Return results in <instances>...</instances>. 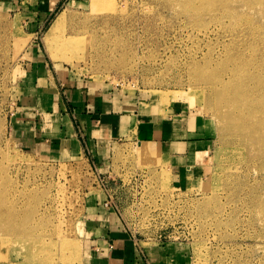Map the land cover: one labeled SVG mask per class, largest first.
I'll use <instances>...</instances> for the list:
<instances>
[{"label": "rangeland", "instance_id": "374dc122", "mask_svg": "<svg viewBox=\"0 0 264 264\" xmlns=\"http://www.w3.org/2000/svg\"><path fill=\"white\" fill-rule=\"evenodd\" d=\"M32 1L0 0V185L32 218H43L32 223L39 226L32 235L41 233L48 241L60 232L47 248L52 264H92L100 246L94 241L101 244V238L111 251V240L90 238L102 214L116 219L145 264H168L150 262L154 249L179 251L183 259L169 264H264V168H257L259 158L249 142L239 143L249 130L237 121L232 122L235 131L222 130L229 106L190 76L193 67L217 75L229 54L253 63L257 34L242 28L262 24L260 7L236 3L241 15L232 20L227 10L217 14L199 6L188 13L181 0H60L43 22L34 14L40 5ZM62 11L97 31L84 63L53 55L50 28ZM89 88L142 107L185 106L210 134L204 173L187 187L175 186L159 156L154 151L147 156L142 150L148 146L133 136L102 140L100 154L93 157L79 125L84 150L59 148L64 132L59 94ZM22 125L47 143V152L16 143L14 130ZM54 198L64 206L61 215L50 206ZM13 250L0 252V264H25L22 258L16 261Z\"/></svg>", "mask_w": 264, "mask_h": 264}, {"label": "crops", "instance_id": "0c3cea01", "mask_svg": "<svg viewBox=\"0 0 264 264\" xmlns=\"http://www.w3.org/2000/svg\"><path fill=\"white\" fill-rule=\"evenodd\" d=\"M32 2L40 5V13L34 14L43 22L61 4L60 0ZM29 20L34 21V18L29 17ZM64 95L63 97L59 94L58 104V111L61 108L63 114L60 122L64 126V132L62 134L60 132L62 137L58 140L59 148L73 145L84 150L78 138L79 125L88 135V145L93 157L101 152L102 140L121 138L129 140L128 138L133 136L137 143L146 144L159 156V161L168 168L175 186L187 187L190 180L204 173L207 154L211 147L210 134L207 133L204 121L188 112L182 104L173 103L162 109L148 108L146 105L142 107L140 106L142 103L137 106V102L122 98L119 94L108 93L106 90L94 92L90 88L66 90ZM14 134L16 143L22 144L28 151L47 152V143L38 142L27 126H16ZM98 220L102 223L99 224ZM94 224L98 227L92 231L90 238L102 235L112 241L114 248L108 251L104 247L106 240L101 238V244L95 240L94 245L100 246L96 250L98 254L92 259V264H145L125 233L117 227L114 217L102 214L96 217ZM177 249L174 246V250ZM149 255L151 263L169 264L172 260L183 259L179 251L170 254L164 250L154 249Z\"/></svg>", "mask_w": 264, "mask_h": 264}, {"label": "bare ground", "instance_id": "6f19581e", "mask_svg": "<svg viewBox=\"0 0 264 264\" xmlns=\"http://www.w3.org/2000/svg\"><path fill=\"white\" fill-rule=\"evenodd\" d=\"M90 2L91 4H101L104 2H111V0H90ZM181 2L184 4L188 13L197 11L199 6L202 11H209L212 9L211 11L217 12V14L227 10L232 20H236L241 15L238 11L240 9L237 10L234 7L236 3L239 4L243 2L249 9L256 4L258 9L260 7V13L258 15L261 14L262 16V24L250 23V25H246L243 28L241 27L242 31L245 30L247 35L257 34L256 39L253 40L257 41L254 42V52L258 54V58H256L253 63L242 61L240 57L237 58V54H229L222 62L221 69L217 75L213 77L208 76L200 71L198 67H193L190 76L191 81L195 84L208 87L210 95L216 96L220 104L229 106V109L222 115L224 118V122L221 125L222 130L235 131L236 128L232 123L233 121H237L238 127L241 125V129L249 130V135L247 134L239 143L245 141V144H247L249 142V145L253 147L256 151L255 154H257L259 158L257 168L261 171L262 168H264V48H262V46H264V0H181ZM72 3H74V1ZM106 7L108 8L107 5L104 6V8ZM63 11L55 17L50 28V34L53 35L55 40L53 55L55 58H59L61 54L64 61L72 62L74 65H76V63H84L87 59L85 58V54L89 53L90 50L87 53H85V51H87L86 49L89 46H91L92 49L93 44H91V40H94V34L95 32L97 33V31L92 32L89 30L88 23L84 20L85 24L77 21L76 17H73V14L67 17ZM75 15L77 16V14ZM78 17L79 16H77V18ZM214 20L221 21V17L216 16ZM93 23L94 22L91 24ZM113 24L115 23L113 22ZM238 28L240 27L235 28L236 31L239 30ZM98 29L99 28H97V30ZM226 77L229 81L224 79ZM218 83H220L219 86H216ZM144 149L145 150L142 151H146L145 153L147 156L152 155L151 153L153 151H151L150 148L145 147ZM145 153L142 152V155L145 156ZM50 206L54 210L56 206L60 215L64 212V206L57 200L55 204L52 203ZM27 212V208L23 205L14 203L10 200V197H8V188L6 189L0 185V252L6 247L7 249H12L13 247V252L16 253V261L22 258L25 264H52V253L48 252L47 248L50 247V243H57L56 237L60 236V232L54 236L48 237V241L41 233L32 235V232L34 233V231L39 229L38 225H33L32 223L39 224L38 221L41 219L43 220V218H32ZM58 218L57 216V219ZM55 223L56 221L54 224ZM1 255H4V253H1ZM57 256L62 258L61 252H58Z\"/></svg>", "mask_w": 264, "mask_h": 264}, {"label": "built area", "instance_id": "2783aa9c", "mask_svg": "<svg viewBox=\"0 0 264 264\" xmlns=\"http://www.w3.org/2000/svg\"><path fill=\"white\" fill-rule=\"evenodd\" d=\"M107 206V204H105Z\"/></svg>", "mask_w": 264, "mask_h": 264}]
</instances>
